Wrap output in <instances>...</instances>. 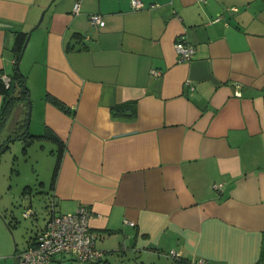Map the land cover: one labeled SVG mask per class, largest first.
Listing matches in <instances>:
<instances>
[{
  "label": "crops",
  "instance_id": "crops-1",
  "mask_svg": "<svg viewBox=\"0 0 264 264\" xmlns=\"http://www.w3.org/2000/svg\"><path fill=\"white\" fill-rule=\"evenodd\" d=\"M50 1L0 0V69L12 74L13 32L47 8L22 58L31 118L62 141L41 137L60 155L49 201L89 208L93 264H264V0ZM178 37L192 58L177 60ZM24 104L0 123V145ZM34 197L21 191L29 233L0 204V264H18L45 227Z\"/></svg>",
  "mask_w": 264,
  "mask_h": 264
},
{
  "label": "rangeland",
  "instance_id": "rangeland-1",
  "mask_svg": "<svg viewBox=\"0 0 264 264\" xmlns=\"http://www.w3.org/2000/svg\"><path fill=\"white\" fill-rule=\"evenodd\" d=\"M54 2L55 0L51 4ZM20 70L24 73L26 72L25 63L22 62V59L20 61ZM27 86L29 87L28 83ZM35 96L36 94L32 95L30 91L31 111ZM24 105L26 107L21 113L19 121L16 122L14 129L10 132H7L5 128L1 130L3 138H6L8 133L11 139L8 141L5 150L0 154V204H11V209L16 211V215L18 214L21 224L20 229L23 234L25 230H28V233L30 232L32 219L21 214L22 209L19 206L21 191L28 185L31 187L33 196H35L33 201L36 217L40 223L44 222L48 217L51 180L56 158L54 151L51 150L52 142L48 139L36 136L32 138L22 137L26 132L37 135L39 134L37 132H43L44 129L42 127L36 128L31 114L27 128V113L29 109L27 106L29 101L25 100Z\"/></svg>",
  "mask_w": 264,
  "mask_h": 264
},
{
  "label": "built area",
  "instance_id": "built-area-1",
  "mask_svg": "<svg viewBox=\"0 0 264 264\" xmlns=\"http://www.w3.org/2000/svg\"><path fill=\"white\" fill-rule=\"evenodd\" d=\"M131 4L134 8L144 6L142 0H131ZM78 6L75 3L73 9L77 11ZM90 20L93 24H104V19L98 13H92ZM174 48L178 61L192 58L195 52L192 44L179 37ZM4 78L7 80L6 76ZM220 185V182L214 183L215 187ZM29 213L30 209H27L24 215ZM90 215L91 211L86 205H80L74 211L61 212L51 202L45 227L38 231L32 244L18 253V264H51L59 254L70 255L90 264L97 262L103 252L96 246L97 235L90 228ZM168 255L176 256V253L170 250ZM196 264H207V261L198 259Z\"/></svg>",
  "mask_w": 264,
  "mask_h": 264
},
{
  "label": "trees",
  "instance_id": "trees-1",
  "mask_svg": "<svg viewBox=\"0 0 264 264\" xmlns=\"http://www.w3.org/2000/svg\"><path fill=\"white\" fill-rule=\"evenodd\" d=\"M27 31L26 30H16L13 32V45H12L11 50H12V54L14 58V68H13L12 74L6 75L2 71V69H0V94L3 95V102H2V106L0 110V123L2 124L6 121L13 105L15 104L16 101H18V99H23V100L28 101L30 97V89L26 83V74L20 71V69H17L15 66V62L18 59V56L21 52V48L25 40V37L27 35ZM4 76L7 77V80L4 78ZM47 97L48 99H50L52 103H54L60 109L66 112L70 111V108L66 104H64L62 101H60L58 98L51 96L49 94H47ZM33 136L51 138L54 141H56L58 144L60 145L62 144L61 143L62 141H60V138L54 132L50 131L49 129H45V131L39 135L27 133L24 137L32 138ZM10 139L11 138H9L8 140ZM5 143L6 141L0 145V150L3 148ZM59 157L60 155L57 156L55 166L53 169L51 187L54 183V178H55L57 169L59 167ZM28 190H30V187L26 186L24 188V191H28ZM51 202H53V204L58 208L56 201L52 200V201H49L48 210H49Z\"/></svg>",
  "mask_w": 264,
  "mask_h": 264
},
{
  "label": "water",
  "instance_id": "water-1",
  "mask_svg": "<svg viewBox=\"0 0 264 264\" xmlns=\"http://www.w3.org/2000/svg\"><path fill=\"white\" fill-rule=\"evenodd\" d=\"M52 1H53V0H51L49 4H51ZM46 9H47V8H44V9L41 11V13H40V15H39V18H38L37 22H36V23H35V24H34V25H33V26L27 31V35H26L25 40H24V42H23V45H22V48H21V52H20V54H19V56H18V59H17L16 62H15V66H16L17 69H20V61H21V59H22V57H23V54H24L25 48H26V46H27V44H28V41H29L30 36H31V34H32V31L35 30L36 28H38V26H39L40 23L42 22V20H43V18H44V14H45ZM20 71H21V70H20ZM28 101H29V107H28L29 109H28V113H27V125H26L27 127H28V123H29V120H30V114H31L30 97H29ZM26 134H27V132H26ZM26 134H25V135H26ZM25 135H24V136H25ZM24 136H22V137L24 138ZM7 145H8V142H6L5 145L3 146V148L0 150V154H1L2 151L5 150V148L7 147Z\"/></svg>",
  "mask_w": 264,
  "mask_h": 264
}]
</instances>
